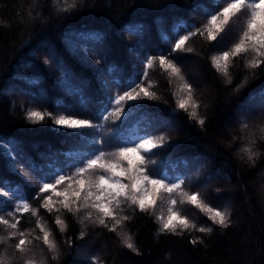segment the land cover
Here are the masks:
<instances>
[{"label":"trees","instance_id":"1","mask_svg":"<svg viewBox=\"0 0 264 264\" xmlns=\"http://www.w3.org/2000/svg\"><path fill=\"white\" fill-rule=\"evenodd\" d=\"M218 10L216 0H0V142L7 149L0 148V186L9 190L8 197H0V215L10 223L19 220L15 230L0 224V237L23 231L32 241L27 247L37 253V264L41 259L44 264H264V136L260 132L264 64L246 67L254 56L251 52L232 58L228 82L212 63L213 56L238 42L243 16L230 24L220 44L209 41L206 33L197 34L185 45L192 51H172L176 35L187 34L182 25L202 29L209 18L206 11ZM137 26L139 30L133 31ZM160 55L177 63L183 79L160 67ZM148 57L156 59L142 86L151 83L149 91L157 98L127 102L126 114L117 119L111 115L115 105L110 100L122 95L133 80L142 79L139 74ZM187 62L193 64L192 72ZM184 83L192 85L199 104L195 118L189 114L191 107L187 112L178 108L179 100L187 99ZM253 104L257 106L225 126L237 109ZM30 111L45 113L44 121L33 123L27 118ZM47 113L86 119L94 127L57 126ZM199 118L205 119L204 125ZM132 126L142 136L164 138L154 150L153 167L169 179L183 178V191L200 193L208 205L227 209L231 213L227 228L213 224L194 205L180 204L178 193L173 194L176 209L196 227L177 229L175 234L161 232L156 219L167 216L166 202L158 201L147 212L122 204L121 215L129 219L115 232L92 222L82 224L83 213H49L41 207L43 197L51 195L39 193L45 177L61 170L71 174L98 149L111 153L131 143ZM251 141L259 153L254 164L247 162L243 151ZM66 186L67 182L58 190ZM19 198H26L37 215L29 211L8 216ZM57 215L67 225L63 232L55 223ZM38 219L51 230L56 253L35 239L42 237ZM201 226L211 227L212 232L198 231ZM125 233L138 254L122 243ZM19 238L0 243L6 264H23L15 251ZM85 241L94 245L83 251L88 258H79ZM99 245L107 247L102 250Z\"/></svg>","mask_w":264,"mask_h":264},{"label":"snow or ice","instance_id":"2","mask_svg":"<svg viewBox=\"0 0 264 264\" xmlns=\"http://www.w3.org/2000/svg\"><path fill=\"white\" fill-rule=\"evenodd\" d=\"M221 4L224 6L220 7ZM216 6L219 8L218 11H206L209 18L202 29L193 31L188 30L186 25L181 26L187 31V34L176 35L171 41L172 51H192V49H186L185 45L190 38L197 34L203 36L206 33L209 41H216L217 44H220L226 39L230 24L233 22L238 23L240 17L243 16V25L238 42L233 44L229 50L212 57V63L217 71L221 72L228 79V82H231L229 65L232 58L251 52L254 56L248 61L246 67L256 69L264 64V59H261L264 58V0H216ZM71 7H75V5L73 4ZM63 10L68 11L69 9L65 7ZM132 30L138 31L139 28L137 26ZM155 59L154 57L146 59L144 71L139 74L142 77L141 80H133L122 95L117 94L111 98L110 103L115 105L111 115H115L117 119L124 116L126 114L125 105L129 101L157 98L155 92L149 91L152 87L151 83L148 84V87L142 86L148 78V71L154 67ZM158 59L163 70L183 79L181 69L176 62L171 61L164 55H160ZM182 91L187 93V99L179 100L178 108L187 112L191 107L190 116L197 117L196 109L199 104L193 97L192 85L184 83ZM134 106L131 105L130 107ZM47 116L53 118L55 125L73 130L94 127L92 122L86 119L66 115L53 117L52 113H47ZM27 118L33 123H40L44 121L45 113L30 111L27 113ZM102 119L107 120L108 116L104 115ZM198 123L204 125L205 119L199 118ZM243 127L247 128L248 125L244 124ZM260 132L264 136V126L260 128ZM98 143L103 144L104 141L100 140ZM163 143L164 138L162 136L153 138L145 135L132 143L122 144L111 153H106L102 148L98 149L92 155L83 158L71 174L64 173L62 170L53 172L50 177L44 178L39 188V193H51V195L43 197L41 207L49 213L53 211L60 213L61 210L73 215L83 213L80 221L82 224L86 221L92 222L115 232L129 219L128 216L121 215L123 211L122 204L135 206L141 212H147L154 210L158 201L166 202L167 216L161 214L156 219L161 224V232L175 234L177 229L183 231L196 227L187 216L182 215L176 209L178 201L173 194L178 193L181 197L180 204L187 202L194 205L202 212H206L213 224L227 228L231 224V213L227 209L220 210L219 207L208 205L200 198V193L189 194L183 191V178L169 179L166 174L159 173L153 167L155 162L152 160V156L156 154L154 150L160 148ZM251 144H254V141H251L250 146L245 147L243 151L247 154V162L254 164L259 153L253 150ZM0 148L7 150L3 142H0ZM21 171L23 172V169ZM122 178H127L129 183L122 182ZM65 182H67V186L62 191L58 190V186L65 184ZM2 184L3 181L0 179V185ZM8 196L9 190L0 186V197ZM54 196L58 198L55 201ZM165 197H167L166 201ZM29 211L32 212L33 216L37 215V211L30 208L26 198H19V202L14 204L13 211L8 212L7 215L14 217L16 212L27 213ZM18 223L19 220L10 223L8 219L0 215V224L5 225L6 228L15 230ZM55 223L61 232L66 230L67 225L60 215L56 216ZM36 226L40 229L42 237L38 236L35 239L42 240L43 245L50 252L56 253L57 245L52 238L51 230L47 229L39 219ZM198 231L211 233L212 228L201 226ZM17 235L20 238L15 244V251L21 254L20 260L23 264H37V253L27 247L32 241L25 236L23 231H12L7 237H0V243H6L8 239H14ZM80 235L83 238L85 233L82 231ZM122 243L128 249L137 251L138 254L131 236L126 233L123 234ZM55 258L54 255L53 259ZM0 264H6L2 256H0ZM39 264H44L43 259L40 260Z\"/></svg>","mask_w":264,"mask_h":264},{"label":"rangeland","instance_id":"3","mask_svg":"<svg viewBox=\"0 0 264 264\" xmlns=\"http://www.w3.org/2000/svg\"><path fill=\"white\" fill-rule=\"evenodd\" d=\"M163 34H164V32L162 31V32H160V34H159V36H160V38L163 40ZM141 40V39H140ZM142 43V42H141ZM135 53H137V52H135ZM53 58V60L55 61L56 60V57H52ZM21 65L22 64H20L18 67H21ZM186 67H187V69L189 70V71H193L194 69H193V64L191 63V62H187V64H186ZM255 106H257V104L255 105V104H253V105H248L247 106V108L245 109V110H242V109H237L236 110V112L234 113V115H233V117L231 118V123H229V124H227V125H225L227 128H229V126H231L236 120H238L242 115H244V112H247L246 110H249V109H251V108H254ZM244 111V112H243ZM170 125H171V123H170ZM173 126V125H172ZM226 127H224V129L226 128ZM135 129H134V127L132 126L131 128H130V130H129V135L133 138V139H135L136 137H142V135H140V134H137V133H135V131H134ZM264 174V171H263V169H262V171H261V176ZM122 182H124V183H129V182H125V181H123L122 180ZM263 186L260 184L259 185V193H260V196H261V194H262V190H261V188H262ZM261 198H262V204L264 205V198L261 196ZM93 245H94V243L93 242H91V241H85V242H83L82 244H81V246L79 247V252L81 251V256H79V258H84V257H86V258H88V256L85 254V255H83V253H85V252H83V251H85V250H89V248L91 247H93ZM100 247V249H102V250H104L106 247H107V245H99Z\"/></svg>","mask_w":264,"mask_h":264}]
</instances>
